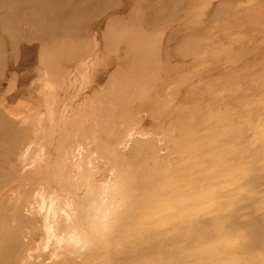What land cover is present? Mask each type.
Instances as JSON below:
<instances>
[{
  "label": "rangeland",
  "instance_id": "1",
  "mask_svg": "<svg viewBox=\"0 0 264 264\" xmlns=\"http://www.w3.org/2000/svg\"><path fill=\"white\" fill-rule=\"evenodd\" d=\"M0 264H264V0H0Z\"/></svg>",
  "mask_w": 264,
  "mask_h": 264
},
{
  "label": "bare ground",
  "instance_id": "2",
  "mask_svg": "<svg viewBox=\"0 0 264 264\" xmlns=\"http://www.w3.org/2000/svg\"><path fill=\"white\" fill-rule=\"evenodd\" d=\"M52 71V70H51ZM50 73V72H49ZM52 73H56V72H52ZM57 73H58V71H57ZM56 73V74H57ZM49 75H51V74H49ZM48 76V75H47ZM49 77V76H48ZM77 205H79V204H77ZM165 207V206H164ZM79 211H82V212H85L86 210H83V209H80ZM85 213H87V212H85ZM93 216H96V213H94V214H92ZM89 219H91L92 220V222L90 223V226H92V227H94V228H96V223L94 222V220H97V219H92L91 217L89 218ZM159 222L162 224V223H165V220L163 219V218H160L159 219ZM99 228H100V226H98ZM152 263V262H151Z\"/></svg>",
  "mask_w": 264,
  "mask_h": 264
}]
</instances>
